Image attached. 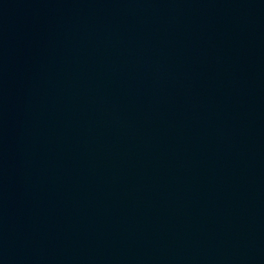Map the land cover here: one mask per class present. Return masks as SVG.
Here are the masks:
<instances>
[{"label":"water","instance_id":"obj_1","mask_svg":"<svg viewBox=\"0 0 264 264\" xmlns=\"http://www.w3.org/2000/svg\"><path fill=\"white\" fill-rule=\"evenodd\" d=\"M0 264H264V0H0Z\"/></svg>","mask_w":264,"mask_h":264}]
</instances>
